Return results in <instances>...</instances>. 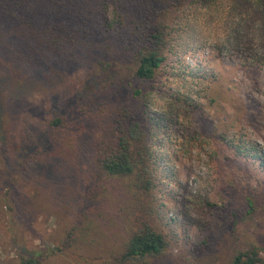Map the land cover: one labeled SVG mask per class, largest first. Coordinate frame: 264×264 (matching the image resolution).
Returning <instances> with one entry per match:
<instances>
[{
    "label": "rangeland",
    "instance_id": "rangeland-1",
    "mask_svg": "<svg viewBox=\"0 0 264 264\" xmlns=\"http://www.w3.org/2000/svg\"><path fill=\"white\" fill-rule=\"evenodd\" d=\"M249 19L191 14L154 81L157 181L146 204L168 247L141 264H230L237 250L264 246V65L250 63L264 44ZM66 70L19 78L0 63V264L36 254L41 264H140L112 257L134 212L127 182L95 177L91 160L93 130L106 132L115 109L98 104L113 80L94 60ZM212 83L230 97L219 111L205 104ZM85 215L88 235L68 240Z\"/></svg>",
    "mask_w": 264,
    "mask_h": 264
},
{
    "label": "trees",
    "instance_id": "trees-1",
    "mask_svg": "<svg viewBox=\"0 0 264 264\" xmlns=\"http://www.w3.org/2000/svg\"><path fill=\"white\" fill-rule=\"evenodd\" d=\"M198 10H205L218 25L227 12L250 16L264 44V0H0V63L8 71L19 78L51 77L89 59L113 80L114 91H105L106 99L98 104H112L115 109L107 118L106 132L93 130L91 160L95 177L127 182L126 198L134 209L124 247L112 255L116 262H148L160 258L168 247L146 204L157 181L150 100L163 64L179 52L184 22ZM250 63L259 67L264 59L256 51ZM208 90V108L219 111L220 99L230 101L216 83ZM181 101L190 111L200 112L194 100ZM62 121L57 117L52 124ZM87 220L85 215L69 228L68 240L79 243L88 235ZM263 252L264 246L252 244L237 250L230 264H264ZM41 260L36 254L21 264Z\"/></svg>",
    "mask_w": 264,
    "mask_h": 264
}]
</instances>
